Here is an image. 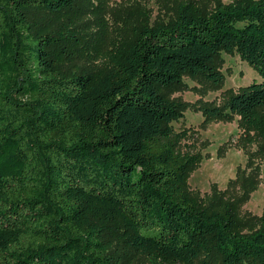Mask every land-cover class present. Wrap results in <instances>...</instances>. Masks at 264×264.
Instances as JSON below:
<instances>
[{
	"label": "trees",
	"instance_id": "1",
	"mask_svg": "<svg viewBox=\"0 0 264 264\" xmlns=\"http://www.w3.org/2000/svg\"><path fill=\"white\" fill-rule=\"evenodd\" d=\"M75 4L0 0V264H128L114 239L164 264H264V226L244 232L233 203L188 190L202 155L174 125L189 104L171 97L185 76L220 88L223 52L237 53L262 80L201 110L264 138V0L179 3L97 68L67 70L74 29L34 12Z\"/></svg>",
	"mask_w": 264,
	"mask_h": 264
},
{
	"label": "rangeland",
	"instance_id": "2",
	"mask_svg": "<svg viewBox=\"0 0 264 264\" xmlns=\"http://www.w3.org/2000/svg\"><path fill=\"white\" fill-rule=\"evenodd\" d=\"M219 1L234 0H76L71 11L56 14L37 10L34 16L48 27L74 29L76 37L68 42L69 56L63 58L65 69L93 70L103 63L114 44L131 35L136 24L168 21L182 2L210 11ZM223 60L225 79L220 88L185 76L187 87L171 93L172 98L189 104L184 119L174 125L178 130L188 129L184 142L194 145L193 151L202 155L188 179L190 193L210 207L233 203L244 232H251L264 226V138L255 130L243 128L239 115L231 120H207L201 107L203 103L223 105L227 90L260 82L262 76L237 53L223 52ZM186 149L183 146V151ZM112 243L128 264H164L128 249L117 239Z\"/></svg>",
	"mask_w": 264,
	"mask_h": 264
}]
</instances>
